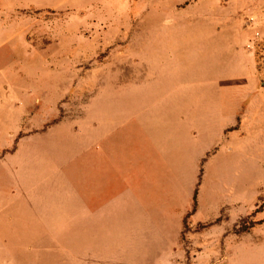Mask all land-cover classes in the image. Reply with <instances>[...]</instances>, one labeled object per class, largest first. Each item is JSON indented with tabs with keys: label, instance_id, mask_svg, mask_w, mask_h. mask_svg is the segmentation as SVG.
Here are the masks:
<instances>
[{
	"label": "rangeland",
	"instance_id": "374dc122",
	"mask_svg": "<svg viewBox=\"0 0 264 264\" xmlns=\"http://www.w3.org/2000/svg\"><path fill=\"white\" fill-rule=\"evenodd\" d=\"M236 99L246 100L248 129H238L236 139L247 138L248 149L235 151L234 137L225 136L223 149L207 155L214 161L205 165V198L225 197L215 195L214 183L229 170L222 168L226 158L236 157L231 177L239 191L247 186L253 207L221 246L201 237L211 224L192 226L189 217L183 246L153 258L148 252L157 264H264V0H0V264L123 263L118 246L99 257L71 243L84 238L76 219L62 227L71 236L60 237L66 246H41L50 222L41 195L78 193L84 201L86 119L102 116L103 101L128 115L151 100L189 101L163 108L166 137L176 147L167 162L175 171L183 159L186 165L185 150L194 153L209 139L208 128L233 122ZM73 170L77 185L54 184L55 172Z\"/></svg>",
	"mask_w": 264,
	"mask_h": 264
},
{
	"label": "crops",
	"instance_id": "0c3cea01",
	"mask_svg": "<svg viewBox=\"0 0 264 264\" xmlns=\"http://www.w3.org/2000/svg\"><path fill=\"white\" fill-rule=\"evenodd\" d=\"M133 84H143L140 87L144 88L173 89L172 84ZM243 102L246 100H235L236 109L230 115L233 122L222 125L214 123L213 129L208 128L209 139L203 140L201 149L194 153L185 150L186 165L183 159L179 162L181 165L173 171L167 162V154L176 147L170 140L171 146L168 145L167 120L162 117H166L164 109L168 110L172 106L187 107L190 105L189 101L151 100L144 102V110L132 109L134 114L130 115L126 109H110L116 102L103 101L105 107L102 116L89 115L86 119L84 201L78 193L73 198L56 195L50 198L41 195L38 200L41 210H45V216L50 218V222H44L41 246H66L60 237L71 236L61 233H68L63 228L69 229L76 219L79 223L75 228L84 238L74 239L71 243L77 241L75 244L89 247L88 250H92L99 257L105 254L110 256V251L116 253L115 246H118L121 253L115 255L120 256L122 264H157L154 259H149L148 252H151L153 258L156 253H164L165 248L183 246L185 222L189 217L196 219L191 220L192 226L211 224L200 233L201 237L204 241L206 238L215 241H208L207 246H221L223 236L227 233L232 235V228L238 218L247 215L245 210L248 204L253 207V198L248 201L247 186L245 192L239 191L233 182L236 178H232L230 172L236 167V157L226 158L222 168L229 169V173L219 171L221 173L214 183L215 195L225 194V197L216 200H212L215 197L205 198V165L214 161L212 157L209 160L206 157L208 154L214 157L223 149L221 143L226 141L225 136L234 137L235 151L242 152L244 147L248 149L247 138L245 143L236 139L238 129H248V122L243 118L242 108L246 106ZM135 103L136 108L141 102ZM157 107L164 109L152 110ZM180 118L184 120L185 116L181 115ZM182 128L186 135L189 127ZM171 172L174 175L176 172L179 176L172 177ZM171 177L172 179H165ZM79 179L80 173L74 170L54 174V184L57 186L60 182L63 185L69 184V187L77 185ZM159 190L161 195L157 196ZM191 198L192 210L196 206L193 212ZM50 203L55 205L51 207ZM71 203H76L77 208L81 204L79 209L83 211L70 214L59 209L62 207L68 210ZM47 240L51 244H46Z\"/></svg>",
	"mask_w": 264,
	"mask_h": 264
}]
</instances>
